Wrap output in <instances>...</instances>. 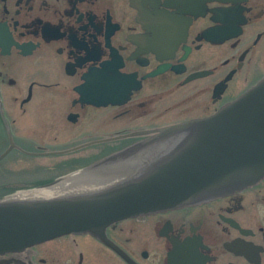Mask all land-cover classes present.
Here are the masks:
<instances>
[{"label":"flooded vegetation","instance_id":"1","mask_svg":"<svg viewBox=\"0 0 264 264\" xmlns=\"http://www.w3.org/2000/svg\"><path fill=\"white\" fill-rule=\"evenodd\" d=\"M263 76L264 0H0V193L110 175L120 163H94ZM105 232L0 264H264V175Z\"/></svg>","mask_w":264,"mask_h":264},{"label":"water","instance_id":"2","mask_svg":"<svg viewBox=\"0 0 264 264\" xmlns=\"http://www.w3.org/2000/svg\"><path fill=\"white\" fill-rule=\"evenodd\" d=\"M104 162L120 165L110 175L84 180V189L0 198V253L65 233H89L110 243L105 231L116 221L236 190L262 177L264 76L218 112L164 127L93 167Z\"/></svg>","mask_w":264,"mask_h":264},{"label":"bare ground","instance_id":"3","mask_svg":"<svg viewBox=\"0 0 264 264\" xmlns=\"http://www.w3.org/2000/svg\"><path fill=\"white\" fill-rule=\"evenodd\" d=\"M61 184L62 185H58L48 189H31V190L19 191L12 194L11 196L12 197L51 196L64 192L84 189L88 185L82 179H74L71 176H67V178L64 179Z\"/></svg>","mask_w":264,"mask_h":264},{"label":"rangeland","instance_id":"4","mask_svg":"<svg viewBox=\"0 0 264 264\" xmlns=\"http://www.w3.org/2000/svg\"><path fill=\"white\" fill-rule=\"evenodd\" d=\"M3 194L5 195V194H7V193H0V197L4 196Z\"/></svg>","mask_w":264,"mask_h":264}]
</instances>
